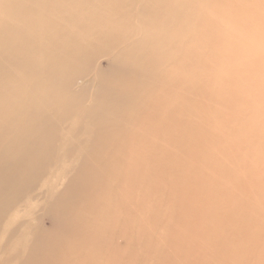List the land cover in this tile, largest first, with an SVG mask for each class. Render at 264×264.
Instances as JSON below:
<instances>
[{
	"label": "bare ground",
	"instance_id": "6f19581e",
	"mask_svg": "<svg viewBox=\"0 0 264 264\" xmlns=\"http://www.w3.org/2000/svg\"><path fill=\"white\" fill-rule=\"evenodd\" d=\"M193 128L201 178L239 168L246 231L264 0H0V264H118Z\"/></svg>",
	"mask_w": 264,
	"mask_h": 264
},
{
	"label": "rangeland",
	"instance_id": "374dc122",
	"mask_svg": "<svg viewBox=\"0 0 264 264\" xmlns=\"http://www.w3.org/2000/svg\"><path fill=\"white\" fill-rule=\"evenodd\" d=\"M201 135L205 137L206 132L198 128H193L185 139L182 135L183 142L176 151L181 155L165 164L168 170L163 177V192L153 193L144 215L134 214V230L139 232L134 235V251L122 255L118 264H264V184L253 204H259L260 211L254 215L260 220L245 231L240 174L229 186L231 175L239 168L233 167L227 178L226 165L219 177L223 183L220 189L218 183L201 178L203 149L196 145ZM217 159L221 164L227 159L234 161L222 156ZM202 197L205 201H201Z\"/></svg>",
	"mask_w": 264,
	"mask_h": 264
}]
</instances>
